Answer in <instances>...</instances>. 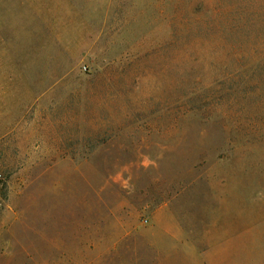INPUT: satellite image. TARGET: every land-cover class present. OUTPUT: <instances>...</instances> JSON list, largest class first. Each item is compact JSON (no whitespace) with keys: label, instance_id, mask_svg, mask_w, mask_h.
<instances>
[{"label":"rangeland","instance_id":"1","mask_svg":"<svg viewBox=\"0 0 264 264\" xmlns=\"http://www.w3.org/2000/svg\"><path fill=\"white\" fill-rule=\"evenodd\" d=\"M0 264H264V0H0Z\"/></svg>","mask_w":264,"mask_h":264}]
</instances>
